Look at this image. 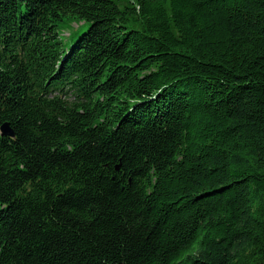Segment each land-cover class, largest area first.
<instances>
[{
	"label": "trees",
	"instance_id": "trees-1",
	"mask_svg": "<svg viewBox=\"0 0 264 264\" xmlns=\"http://www.w3.org/2000/svg\"><path fill=\"white\" fill-rule=\"evenodd\" d=\"M119 2L0 0V264H264V0Z\"/></svg>",
	"mask_w": 264,
	"mask_h": 264
},
{
	"label": "water",
	"instance_id": "water-1",
	"mask_svg": "<svg viewBox=\"0 0 264 264\" xmlns=\"http://www.w3.org/2000/svg\"><path fill=\"white\" fill-rule=\"evenodd\" d=\"M1 130L4 134L6 135H12V130L10 129V127L8 126L7 123H4L2 126H1Z\"/></svg>",
	"mask_w": 264,
	"mask_h": 264
},
{
	"label": "rangeland",
	"instance_id": "rangeland-1",
	"mask_svg": "<svg viewBox=\"0 0 264 264\" xmlns=\"http://www.w3.org/2000/svg\"><path fill=\"white\" fill-rule=\"evenodd\" d=\"M131 0H121V2H119V5L120 6H123V5H125V4H127V3H129ZM74 26V25H73Z\"/></svg>",
	"mask_w": 264,
	"mask_h": 264
}]
</instances>
